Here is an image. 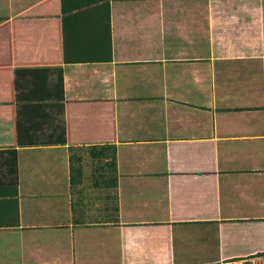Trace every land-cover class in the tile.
Returning a JSON list of instances; mask_svg holds the SVG:
<instances>
[{
    "label": "crops",
    "instance_id": "obj_1",
    "mask_svg": "<svg viewBox=\"0 0 264 264\" xmlns=\"http://www.w3.org/2000/svg\"><path fill=\"white\" fill-rule=\"evenodd\" d=\"M46 1L0 0V175L24 69L61 67L65 101L80 103L71 128L59 114L73 139L16 146L20 225L0 193V264L264 256V0Z\"/></svg>",
    "mask_w": 264,
    "mask_h": 264
},
{
    "label": "trees",
    "instance_id": "obj_2",
    "mask_svg": "<svg viewBox=\"0 0 264 264\" xmlns=\"http://www.w3.org/2000/svg\"><path fill=\"white\" fill-rule=\"evenodd\" d=\"M54 3L57 6V0H48L45 3ZM44 4V3H43ZM41 4V6H43ZM59 13L57 14V16ZM20 20L12 21L10 25L11 35L15 36L23 27L19 29L14 28V23L19 22ZM5 26L0 29V40L3 41L1 36H3ZM19 30V31H18ZM26 30V29H25ZM23 30V32L25 31ZM61 32V29H60ZM111 33V30H110ZM16 38V37H15ZM14 38V39H15ZM13 39V40H14ZM65 39V36H64ZM5 49V43L1 44L0 42V51ZM60 61H68L66 58L67 50L65 47L59 46ZM109 60H112V47ZM0 64H5L4 62ZM50 64L45 61H37L36 66L28 69H24L29 78V92L27 95H24L22 98V103L19 105L21 110H18L16 114V119L6 118L7 122L10 125L12 141L10 146L14 148L7 150V158L5 164L7 167V172L3 175H0V184L5 185V191L0 192L2 196H13L16 201V211L14 219L5 224L12 226H19V203H18V152L16 146L18 145H30V144H41V143H63L67 140H71V132L62 134V117L59 114H62L65 110L67 111V127L71 128V108L76 107L80 101L77 102H68L65 101L64 96V75L61 67H51ZM56 73V80L52 83L50 78L52 74ZM27 85L23 84V88H26ZM44 89H47L48 94L44 93ZM112 107V114L110 117V126L112 134L108 135L103 130L104 140L115 142L116 141V123H115V105L113 101H108ZM54 111V112H53ZM53 112V113H52ZM2 114V113H0ZM3 115V114H2ZM93 119L102 121L103 125H106L107 117L105 114L96 113L91 116ZM55 122L53 127V132L46 133V128L42 127L41 124H46V122ZM16 124V125H15ZM42 130V133L39 131ZM56 131L60 133L55 134ZM3 152V151H0ZM116 152L113 151V165L116 164Z\"/></svg>",
    "mask_w": 264,
    "mask_h": 264
},
{
    "label": "rangeland",
    "instance_id": "obj_3",
    "mask_svg": "<svg viewBox=\"0 0 264 264\" xmlns=\"http://www.w3.org/2000/svg\"><path fill=\"white\" fill-rule=\"evenodd\" d=\"M243 264H264V256L251 257L244 261Z\"/></svg>",
    "mask_w": 264,
    "mask_h": 264
}]
</instances>
